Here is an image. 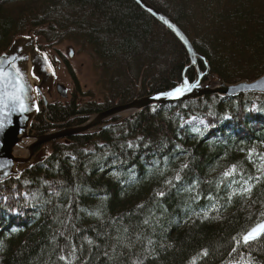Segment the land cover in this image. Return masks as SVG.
I'll list each match as a JSON object with an SVG mask.
<instances>
[{
	"label": "trees",
	"instance_id": "1",
	"mask_svg": "<svg viewBox=\"0 0 264 264\" xmlns=\"http://www.w3.org/2000/svg\"><path fill=\"white\" fill-rule=\"evenodd\" d=\"M146 1L203 57L202 80L263 73L264 0ZM32 28L74 82L69 101L41 108L35 135L196 76L181 42L134 0H0V53ZM63 43L89 50L94 90L79 87ZM48 149L0 182V264H264V233L240 241L264 218V94L152 106Z\"/></svg>",
	"mask_w": 264,
	"mask_h": 264
},
{
	"label": "water",
	"instance_id": "2",
	"mask_svg": "<svg viewBox=\"0 0 264 264\" xmlns=\"http://www.w3.org/2000/svg\"><path fill=\"white\" fill-rule=\"evenodd\" d=\"M134 1L167 27L185 47L190 65L196 68L195 79L192 82L184 79L181 84L172 88L146 95H140L138 90L131 101L97 112L81 125L56 127L41 135H33L30 133V125L40 111L38 97L44 105L47 104L43 91L47 90L49 93L53 89L54 71L47 55L39 51L31 35L36 28L29 29L27 35L14 39L0 53V182L18 178L22 171L40 163L46 157L45 149L35 152L34 148L54 139L100 132L119 123L120 120L105 123L116 116L131 117L148 107L199 100L206 95L230 97L243 93H264V73L254 80H240L231 84H227L220 77L203 81V73L197 66V59L203 60V57L195 52L185 33L171 18L159 12L146 0ZM55 90L60 97H67V88L64 85L56 83ZM19 163H23L21 169L16 168ZM261 225H264V218L246 232L245 236L253 229L257 230L255 238H250L247 242L258 239L264 233ZM244 237L242 241L245 243Z\"/></svg>",
	"mask_w": 264,
	"mask_h": 264
},
{
	"label": "rangeland",
	"instance_id": "3",
	"mask_svg": "<svg viewBox=\"0 0 264 264\" xmlns=\"http://www.w3.org/2000/svg\"><path fill=\"white\" fill-rule=\"evenodd\" d=\"M190 1H192V0H190ZM31 35L34 36L33 34H31ZM34 39H35V44H36L37 37L34 36ZM39 44L41 46L43 44V42L40 41V38H39ZM60 49L63 52V54L65 55V58L68 59L69 62H67V64H69V66L73 70V73L76 77L77 83H78L79 87L83 90V92L94 90V88H96L97 74H96V71L94 70L95 63L93 61V57L89 53V50L86 48L80 49V48H78V46L74 47V46H72V44H69V43H63L62 46L60 47ZM42 52H44L47 55L50 63H52V56L56 55L55 52L48 51L47 49H44ZM70 52L72 53V57L67 56L68 53H70ZM208 70L209 69H207L203 74L204 75L209 74ZM53 71H54L53 72V83L55 82V83H60V84L64 85L67 88V91H68L67 94L68 95L66 98H62L57 94L56 90L52 89L49 93H47V90H46L45 95H46V99H47V105L49 104V102H53V101H57V102L69 101L70 97L72 95V92H73V88H74V82H73L71 75L68 72V66L67 65L63 64L57 68L54 65ZM214 79H216V77L209 78L206 81L214 80ZM203 81H205V80H203ZM226 83H228V82H226ZM78 97H80L79 99H82V101H86V102L90 101L91 99H95L96 101L101 100V99H99V97L97 95H96L97 99L94 97H86L84 95H79ZM38 99L41 101L40 97H38ZM117 105L118 104L113 105L110 108L117 106ZM119 105H122V104H119ZM91 117L88 120H90ZM114 118H120L119 123H121L123 121V119L129 118V117H126L123 115V116H117ZM105 123H108V122H105ZM190 124H197V122L195 120H193V121H190ZM74 126H77V125H72L70 127H74ZM57 128H67V127H57ZM30 133H31V131H30ZM49 143L45 147L46 152L49 150L48 149ZM22 165L23 164H20V165H18V167L22 166ZM240 241H241V239H240Z\"/></svg>",
	"mask_w": 264,
	"mask_h": 264
},
{
	"label": "flooded vegetation",
	"instance_id": "4",
	"mask_svg": "<svg viewBox=\"0 0 264 264\" xmlns=\"http://www.w3.org/2000/svg\"><path fill=\"white\" fill-rule=\"evenodd\" d=\"M68 57H72V53L70 52V53H68V55H67ZM54 57H55V59H54ZM53 60H56V62H53ZM63 60L61 59V58H59L58 56H56V55H53L52 56V66H56V68L58 67V65L59 66H61V65H65V63H64V61L62 62ZM55 82L53 83V89L55 90ZM68 92V91H67ZM43 93L45 94V91H43ZM68 95V94H67ZM38 101H39V108H40V110H41V108H43V110H46V108H47V104L46 105H44L43 104V102H42V100L40 101L39 99H38ZM42 105V106H41ZM87 114V113H86ZM88 115H90V114H88ZM88 119V118H87ZM83 122V121H82ZM110 122H114L113 121V118L111 119V120H109L108 121V123H110ZM79 124H81V123H79ZM78 124V122H76V123H74V124H59V125H56V126H59V127H70V126H72V125H79ZM56 126H52L53 128L54 127H56ZM41 147L42 146H38V147H36V148H34V151L36 152L37 150H39V149H41Z\"/></svg>",
	"mask_w": 264,
	"mask_h": 264
},
{
	"label": "bare ground",
	"instance_id": "5",
	"mask_svg": "<svg viewBox=\"0 0 264 264\" xmlns=\"http://www.w3.org/2000/svg\"><path fill=\"white\" fill-rule=\"evenodd\" d=\"M150 5H151V4H150ZM169 18H170V17H169ZM158 22H159V21H158ZM180 29H181V28H180ZM33 37H34V36H33ZM187 38H188V37H187ZM189 41H190V40H189ZM191 43H192V42H191ZM193 49H194V48H193ZM195 52H197V51H195ZM56 56H57V55H56ZM62 62H63V61H62ZM263 73H264V71H263ZM263 73H262V74H263ZM262 74H261V75H262ZM261 75H260V76H261ZM260 76H258V77H260ZM258 77H257V78H258ZM216 78H217V77H216ZM220 78H221V77H220ZM221 79H222V78H221ZM222 80H223V79H222ZM243 80H245V79H243ZM190 81H191V80H190ZM223 81H224V80H223ZM248 81H249V80H248ZM224 82H225V81H224ZM237 82H238V81H237ZM177 83H178V82H177ZM234 83H236V82H234ZM227 84H231V83H227ZM254 94H264V93H254ZM72 96H73V95H72ZM75 99H76V98H75ZM67 100H68V99H67ZM71 100H72V99H71ZM74 101H75V100H74ZM148 108H149V107H148ZM116 117H117V116H116ZM91 118H92V117H91ZM87 121H88V120H87ZM106 122H107V121H106ZM30 127H31V126H30ZM30 131H31V130H30ZM31 134L35 135V134L32 133V132H31ZM67 138H68V137H67ZM67 138H60V139H67ZM54 140H56V139H54ZM51 141H53V140H51ZM51 141H50V142H51ZM41 148L46 150V148H45L44 145H43ZM20 164H23V163H19V164H17L16 168L21 169L22 166H19V167H18V165H20ZM22 172H23V171H22ZM22 172H21V173H22ZM21 173H20V174H21ZM261 220H262V219H261ZM258 222H259V221H258ZM258 222H257V223H258ZM254 225H255V224H254ZM254 225H253V226H254ZM253 226H252V227H253ZM252 227H251V228H252ZM251 228H250V229H251ZM245 234H246V233H245ZM245 234H243L242 238L245 236ZM256 240H257V239H256ZM254 241H255V240H254ZM241 242H243L242 239H241Z\"/></svg>",
	"mask_w": 264,
	"mask_h": 264
},
{
	"label": "snow or ice",
	"instance_id": "6",
	"mask_svg": "<svg viewBox=\"0 0 264 264\" xmlns=\"http://www.w3.org/2000/svg\"><path fill=\"white\" fill-rule=\"evenodd\" d=\"M193 86H195V85H193ZM177 91L179 92L180 89H177ZM261 227H264V225H261ZM256 231H257L256 229H253V231L251 233H249L247 236H245L244 237L245 242H247L250 238L254 239Z\"/></svg>",
	"mask_w": 264,
	"mask_h": 264
}]
</instances>
